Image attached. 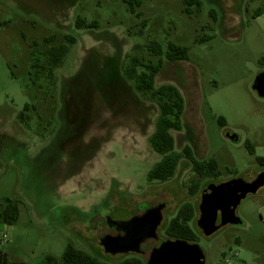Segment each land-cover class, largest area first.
I'll return each instance as SVG.
<instances>
[{"label": "rangeland", "instance_id": "374dc122", "mask_svg": "<svg viewBox=\"0 0 264 264\" xmlns=\"http://www.w3.org/2000/svg\"><path fill=\"white\" fill-rule=\"evenodd\" d=\"M139 1L137 18L122 0H0V211L5 200L19 203L15 224L0 221V255L9 264H60L67 246L108 263H146L187 201L196 209L190 226L204 264H264V187L240 202L238 226L210 237L196 226L208 185L264 172L256 162L264 159V98L252 88L264 75V14L252 18L264 0H197L201 7L190 14L183 0ZM77 17L99 27L77 30ZM65 35L77 42L50 78L44 53ZM150 41L163 52L170 42L188 48L186 61L162 57L154 88L172 85L183 99L181 129L171 131L174 152L187 146L197 161L218 166L219 176L205 179L193 197L198 176L185 158L171 180H147L160 160L148 143L159 108L123 77L122 66L126 55L156 64ZM158 204L161 222L140 256L104 251L102 214L127 221Z\"/></svg>", "mask_w": 264, "mask_h": 264}, {"label": "trees", "instance_id": "16d2710c", "mask_svg": "<svg viewBox=\"0 0 264 264\" xmlns=\"http://www.w3.org/2000/svg\"><path fill=\"white\" fill-rule=\"evenodd\" d=\"M127 6L128 12L137 18L140 14L136 9L140 5L139 0H122ZM185 8L183 12L190 14V7L196 6L197 9L201 7V3L197 0H183ZM264 14V8H259L254 11L252 18L256 19ZM6 22L0 20V28ZM145 21L141 23L142 28L145 27ZM98 22H87L85 19L77 17L74 22V28L77 30L97 29ZM142 30L139 31V34ZM55 40L54 36L46 38L44 41L50 43ZM77 39L73 35H65L63 42L57 46H50L44 53L45 66L41 68L48 72V76L53 78V72L59 68L64 60V57L69 53L71 47L75 45ZM37 46V44H35ZM147 51L154 57H158L156 64L143 63L137 56L126 55L128 60L122 66L123 77L133 84L134 89L143 96L149 97L155 101L159 108V116L155 122L153 133L148 138V143L151 149L160 156V160L154 164L147 174L149 182L165 183L171 180L177 170L179 162L185 158L191 164L192 171L198 176L188 191L189 196L193 197L200 190L201 184L205 179L218 177L220 172L215 161H197L189 147H184L180 153L174 152V139L171 131H180L181 116L183 113V99L178 89L172 85H163L157 89L154 88V80L160 72L164 57L168 62L186 61L188 59V48L179 46L174 43H168L166 51L163 52L161 46L156 41H150L146 46ZM139 45H134L133 50L139 49ZM32 68H39L36 62ZM141 69V71H138ZM28 109L25 105L23 110L18 114L20 120L24 116V111ZM251 155L254 154L250 144L245 143ZM256 162L264 167V159L256 158ZM19 214V203L17 201L5 200L4 206L0 211V221L7 225L16 223ZM196 214L195 206L192 202L187 201L183 203L177 210L174 218L168 223L164 235L166 240H183L188 243L197 242V233L190 226ZM0 264H9L5 256L0 255ZM22 264V263H18ZM60 264H144L142 260L137 257L125 258L116 263H108L99 260L95 256L85 252L84 250L67 246L61 257Z\"/></svg>", "mask_w": 264, "mask_h": 264}, {"label": "water", "instance_id": "95a60500", "mask_svg": "<svg viewBox=\"0 0 264 264\" xmlns=\"http://www.w3.org/2000/svg\"><path fill=\"white\" fill-rule=\"evenodd\" d=\"M253 90L264 98V75L258 76L253 83ZM264 187V172L252 181L237 178L220 184H210L203 190L198 205L199 217L196 226L204 237H210L225 226H238L241 221L235 215L240 202L248 195L257 193ZM161 207L151 210L143 219H132L127 224L132 227L135 240L132 241L136 251L143 237L155 236L161 222ZM219 217V223L216 224ZM147 225L148 233L143 236V228ZM112 245L118 247L115 252H122L118 241ZM145 264H204V257L199 247L183 240H166L154 248Z\"/></svg>", "mask_w": 264, "mask_h": 264}, {"label": "flooded vegetation", "instance_id": "af4514ba", "mask_svg": "<svg viewBox=\"0 0 264 264\" xmlns=\"http://www.w3.org/2000/svg\"><path fill=\"white\" fill-rule=\"evenodd\" d=\"M254 179H252V180H254ZM252 180H250V181H252ZM159 207H161V210H160V213H161V211L163 209V205L158 204L156 206H153L151 209H149V210H147V211H145L139 215H136L127 221H115V220L111 219L109 214H107V213L102 214L101 219H103V221H104V225L107 229V233L102 235L99 239V241H100L99 243H100L101 247L104 249V251L106 253L111 254V255L133 254V255L140 256L143 253V250L141 249V247L147 241L153 239L155 236L149 237V238L143 237L142 241L140 242L139 246L137 247V250L131 251V249H134V246L132 245V241L135 240L136 236L134 235L132 227H129L127 223L132 219H139V220L143 219L148 214L149 211L155 210ZM218 223H219V217L217 219L216 224H218ZM96 229L100 230L101 227L100 226L96 227ZM142 233H143V236L148 233L147 225L144 226ZM114 240L118 241V244H119L118 246L121 247L120 249H123L122 252H115L118 247L112 245V242Z\"/></svg>", "mask_w": 264, "mask_h": 264}, {"label": "crops", "instance_id": "0c3cea01", "mask_svg": "<svg viewBox=\"0 0 264 264\" xmlns=\"http://www.w3.org/2000/svg\"><path fill=\"white\" fill-rule=\"evenodd\" d=\"M235 242L239 243L237 239L235 240ZM233 257H237V254H236V256H233ZM226 261H228V262H226ZM241 262H243V261L237 260V262L234 263V264H242ZM224 263H225V264H230L229 260H227V259L224 261ZM232 264H233V263H232Z\"/></svg>", "mask_w": 264, "mask_h": 264}, {"label": "built area", "instance_id": "2783aa9c", "mask_svg": "<svg viewBox=\"0 0 264 264\" xmlns=\"http://www.w3.org/2000/svg\"><path fill=\"white\" fill-rule=\"evenodd\" d=\"M233 256H236V253H234ZM226 262H228V261H226Z\"/></svg>", "mask_w": 264, "mask_h": 264}]
</instances>
